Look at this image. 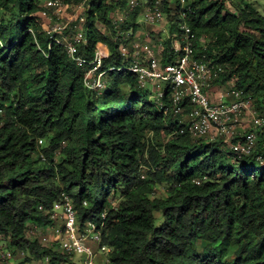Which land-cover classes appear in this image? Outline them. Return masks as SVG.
<instances>
[{
    "label": "trees",
    "instance_id": "16d2710c",
    "mask_svg": "<svg viewBox=\"0 0 264 264\" xmlns=\"http://www.w3.org/2000/svg\"><path fill=\"white\" fill-rule=\"evenodd\" d=\"M48 1L0 0V236L9 247L25 264H72L29 230L46 232L51 221L40 207L66 194L80 222L105 215L111 264H264V166L256 161L264 133L242 159L223 140L180 133L183 120L159 109L123 69L131 60L120 47L136 39L140 13L130 0H62L85 3L80 54L91 62L100 46L109 50L99 71L105 88L88 89L90 67L42 30L38 14ZM187 2L184 18L180 0L162 2L170 36L156 52L162 64L176 60L172 36L181 40L185 23L197 54L222 69L214 82L236 78L264 115V13L246 0ZM115 11L127 12L120 25Z\"/></svg>",
    "mask_w": 264,
    "mask_h": 264
},
{
    "label": "built area",
    "instance_id": "2783aa9c",
    "mask_svg": "<svg viewBox=\"0 0 264 264\" xmlns=\"http://www.w3.org/2000/svg\"><path fill=\"white\" fill-rule=\"evenodd\" d=\"M162 2L163 0H149L144 14L147 25L161 24L165 20ZM180 3L184 18L190 13L191 8L187 0H180ZM129 5L131 8L136 7V0H130ZM45 7L60 13L63 10V2L51 0ZM125 19L126 16L120 23ZM64 30L63 27L57 26L48 32V35L54 43L65 48L68 57L77 66L90 67L84 80L88 89L97 91L104 89L105 73L99 72L104 59L101 52L97 51L93 61L88 62L79 51L84 34L78 31L71 38L59 39L58 36L62 35ZM180 30L183 32L181 40L177 39L176 34L172 36L174 39L172 48L177 55L173 63L163 65L155 49L135 39L130 44H123L120 47L121 57L131 60L130 65L123 69L138 76L140 88L154 93V103L159 109L165 110L166 113L171 111L176 116H184V121L180 122L184 128L180 133L187 132L196 139L223 140L237 159L251 157L256 150L259 133H264V115L254 110L252 96L237 89L230 81L228 91L221 93L217 102L211 101L207 90L211 82L219 78L222 69L213 65L206 54H197L194 43L196 37L187 24H181ZM125 36L129 41L130 33ZM163 41L160 40L161 47ZM200 43L204 44V41ZM163 85L165 88H162ZM167 93L169 105L165 103ZM247 117L250 118V127L234 142L239 137L238 129L242 128ZM39 144L43 146L44 140H40ZM256 161L264 166V157L257 156ZM83 206L87 207L88 203L84 202ZM40 210L44 211L51 221L46 230L48 236L41 240L43 245L58 246L64 255L72 260L74 258L80 260L79 263L72 261V264H111L110 255L113 248L102 243L105 215L99 222L92 220L80 222L78 209L72 198L66 194H63L62 200L54 203L50 209L41 206ZM10 258L12 254L6 253L0 257V263L3 259ZM45 263L51 264L50 259H46Z\"/></svg>",
    "mask_w": 264,
    "mask_h": 264
},
{
    "label": "rangeland",
    "instance_id": "374dc122",
    "mask_svg": "<svg viewBox=\"0 0 264 264\" xmlns=\"http://www.w3.org/2000/svg\"><path fill=\"white\" fill-rule=\"evenodd\" d=\"M169 1L171 2L172 6H173L174 0H169ZM238 1H241V0H238ZM246 1L253 3L260 11H262L264 13V0H246ZM136 2H137V5H139V7H140V11H139L140 13L138 16L137 23H138V29L141 32L138 39L137 38L136 39L139 41V43H144L150 39L151 40V46L153 48L155 46V49H156L155 51L157 52V49H158L157 47H158L160 40H165L166 38H168L169 32H168V26L166 24L167 23L166 16H165V20L161 24L147 25L144 21V14H145L147 5L149 3V0H136ZM126 15H127V12L125 14V13H121L119 11H115L113 16H112L113 22L116 23V25H120L121 19ZM38 17L41 20L42 30L46 34H48V32H50V31H52L55 27L61 26L65 30L62 33V35L58 36V38L59 39H68V38L73 37V35H74L73 33L80 31L84 25V22H85V3L77 4V5L76 4L66 5L63 2V10L60 13H57V11L52 10V9H47L45 6H43V11L38 14ZM99 27L101 28V26H99ZM101 29L103 32H105L103 27ZM230 82H232V84L234 86H236V78H233L232 80H230ZM230 86H231V84H229L228 82L217 83V82L213 81V82H211L209 88H214V87L220 88L221 87L220 92L223 93V92H227L228 89L230 88ZM162 88H165V86L163 85ZM151 94H152L151 99L154 100L155 95L152 92H151ZM254 110L260 111L259 109L257 110V105L255 106ZM183 118H184V116H179L177 118V120L181 121V120H183ZM238 130H239V137H237V139H235V140H238V138H240L244 133L243 128H239ZM47 142H48V140L45 141L46 144H47ZM234 142H236V141H234ZM60 160H61L60 155H57L56 161L59 162ZM141 173H142L143 177H145L147 174V169L143 168L141 170ZM158 195H160L159 192H158ZM115 206H117V202L115 203ZM155 216L158 219L160 215H159V213H155ZM157 225H159V221H157ZM29 230H30L31 235L38 238L40 240V242H41L43 237L48 236V234H49L47 231L43 232L40 228H37L32 224L29 225ZM202 245L203 244L201 242H197V246H202ZM6 253H11L12 258L3 259V261L0 264H25L24 263L25 255L22 252L13 251L9 247L8 240L6 238H4L3 236H0V257L4 256ZM71 261L79 263L80 260L77 258H74L73 260L71 259ZM42 263L46 264L44 262H32V263H26V264H42Z\"/></svg>",
    "mask_w": 264,
    "mask_h": 264
},
{
    "label": "crops",
    "instance_id": "0c3cea01",
    "mask_svg": "<svg viewBox=\"0 0 264 264\" xmlns=\"http://www.w3.org/2000/svg\"><path fill=\"white\" fill-rule=\"evenodd\" d=\"M140 33H141V32H140L139 29H138V31H137V33H136V36H135L137 39H138ZM140 37H141V36H140ZM137 39H136V40H137ZM143 44H145V45H149L150 47H152V46H151V40H150V39L147 40L146 42H144ZM160 47H161V46H160V42H159L157 48H160ZM152 48H153V47H152ZM153 49H155V46H154ZM155 50H156V49H155ZM98 51L101 52V54H102L103 57H107L108 54H109V50H108V48H107L106 46H104V45H102V47L100 46V49H99ZM228 83H229V82H228ZM220 88H221V87H220ZM220 88H219V87H214V88H209V89L207 90L208 95H209V98L211 99L212 102H217V101H218V99H219V97H220V95H221V93H222V92H220V91H221ZM219 89H220V90H219ZM249 127H250V118L247 117V118L244 119V122H243V126H242L243 131L247 130ZM44 263H45V262H44ZM42 264H43V263H42Z\"/></svg>",
    "mask_w": 264,
    "mask_h": 264
}]
</instances>
